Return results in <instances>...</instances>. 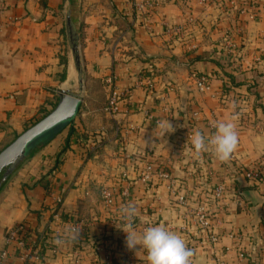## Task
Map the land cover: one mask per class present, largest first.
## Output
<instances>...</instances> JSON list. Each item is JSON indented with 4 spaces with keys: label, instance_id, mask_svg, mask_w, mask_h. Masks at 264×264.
Returning <instances> with one entry per match:
<instances>
[{
    "label": "crops",
    "instance_id": "crops-1",
    "mask_svg": "<svg viewBox=\"0 0 264 264\" xmlns=\"http://www.w3.org/2000/svg\"><path fill=\"white\" fill-rule=\"evenodd\" d=\"M144 1L151 8L138 13L133 0H2L0 152L56 107L59 90L76 93L68 15L84 71L75 120L44 139L46 145L0 191V253L9 251V263L18 264V256L7 233L23 225L31 243L43 233L60 250L57 255L45 250L41 264H121L126 233L119 212L130 204L139 226L164 225L188 244L184 228H192L193 220L188 209L176 205L178 188L158 179L142 182L135 161L143 158L164 167L174 184L191 196L199 192L202 200L219 183L226 186L219 204L209 201L220 242L210 249L195 237L191 264H264V184L234 177V167H249L264 156V0L254 7L253 0H242L247 15L223 0L207 6ZM177 28L183 36L171 32ZM228 35L235 45L231 55L225 48ZM143 70L154 79L152 92L137 85ZM195 75L210 78L208 92L198 90ZM110 76L120 91H132L115 115L106 111ZM165 119L175 131L161 138L155 120ZM222 121L236 126L235 158L220 162L211 151L196 155L188 136L193 130L211 135L209 123ZM104 188L118 191L111 208L102 201ZM51 191L64 201L60 228L48 212ZM247 192L253 201L239 196ZM74 221L83 223L78 241L69 235ZM57 239L64 242L58 245ZM99 245L111 249V256L96 252ZM138 250L130 252L145 259Z\"/></svg>",
    "mask_w": 264,
    "mask_h": 264
},
{
    "label": "built area",
    "instance_id": "built-area-1",
    "mask_svg": "<svg viewBox=\"0 0 264 264\" xmlns=\"http://www.w3.org/2000/svg\"><path fill=\"white\" fill-rule=\"evenodd\" d=\"M190 1V0H189ZM196 1L201 6H207L212 1L215 0H192ZM226 2L231 8H238L239 13L241 15H247V10L244 9L241 5L242 0H223ZM257 0H253L252 6L254 7ZM133 7L135 12L145 13L146 10L150 9V4L144 0H133ZM251 8V7H250ZM2 10V0H0V12ZM171 32L176 36H183L184 33L181 28L173 29ZM195 49V46H192ZM225 48L226 52L231 55L235 50V45L233 43V39L230 35L226 37L225 40ZM196 86L200 92H208L211 88L210 86V78L207 76H197L195 75ZM107 86L110 89V97L107 105V112L110 115H115L119 112L121 103L127 101L131 95L132 91L124 90L120 91L115 82V77L110 76L106 81ZM137 85L144 87L147 92H152L155 86L154 79L151 76H147L144 73L140 74ZM159 121L155 120L157 124ZM217 122L209 123V128L212 131H215V125ZM130 132V131H129ZM128 133V132H125ZM235 158L234 156L231 157ZM135 165L139 168L140 172V180L144 183L151 182L155 179L169 182L171 184L172 189L175 190L174 198L176 205L179 209H188L187 216L190 217L192 222V228L185 227L184 232L189 237V243L186 244L188 248L193 251V256L190 258L191 262L194 260L197 255V248L194 241L195 237H198L202 245H207L210 249H213L220 242V235L215 231L214 223H213V211L209 207V200H202L199 192H196L194 196L188 194L185 188L181 187V185L174 184L175 181L171 177L170 173L164 167H156L153 162L147 161L145 159L138 158L135 161ZM243 176L244 179L253 185L258 183L264 184V156L260 159L259 162L249 166V167H234V177ZM125 176L123 177V179ZM213 198L216 201V204H219L226 193V186L224 183H219L213 189ZM242 193L239 196L242 197ZM118 196V191L115 188H104L101 191V198L104 205L108 208L114 206L115 201ZM123 196L128 197V190L125 189L123 191ZM50 205L48 207V212L51 214L52 222L57 226V228L61 226L62 223V210H63V198L56 194L54 191L49 193ZM191 199L194 202L195 206H192ZM191 207V208H190ZM120 223L121 220H120ZM115 222L113 221L112 225ZM132 227L138 228L141 232L148 226L141 225L139 226L137 222L133 219ZM83 223L74 221L70 225V232L75 230L77 235L75 236V241H78L81 238L83 232ZM62 231L60 229L57 230L56 235L60 236ZM28 231L23 225H19L17 228L11 229L7 233V244L14 247L17 256H18V264H41L46 260L45 255V246H41L42 242L45 239L44 234L39 235L38 239L31 243L28 239ZM51 245L50 252L52 254H59L60 250L57 245L49 243ZM44 250V251H43ZM121 253V264H147L146 255L145 259L139 260L136 259L130 252V250L126 247V244L120 248ZM96 252L98 253H106L107 257H110L112 254V250L106 252V249L103 245H99L96 248ZM10 253L8 250H4L0 253V264H11L9 263ZM78 262V261H77ZM80 262V261H79ZM218 264H226L225 262H219Z\"/></svg>",
    "mask_w": 264,
    "mask_h": 264
},
{
    "label": "clouds",
    "instance_id": "clouds-1",
    "mask_svg": "<svg viewBox=\"0 0 264 264\" xmlns=\"http://www.w3.org/2000/svg\"><path fill=\"white\" fill-rule=\"evenodd\" d=\"M161 138L175 131L169 120H161L157 123ZM238 134L232 121H222L215 125V131L207 135L200 130H193L188 136L187 143L191 145L196 155L209 152L220 162L228 161L238 147ZM137 214L133 205H127L120 209L119 216L124 226L121 229L126 233V247L129 250L139 249L138 252L146 253L147 264H191L190 258L193 251L187 247L183 237L164 225L148 226L142 232L132 227V221ZM70 237L75 238V230L70 232ZM64 241L57 239L56 244Z\"/></svg>",
    "mask_w": 264,
    "mask_h": 264
},
{
    "label": "water",
    "instance_id": "water-1",
    "mask_svg": "<svg viewBox=\"0 0 264 264\" xmlns=\"http://www.w3.org/2000/svg\"><path fill=\"white\" fill-rule=\"evenodd\" d=\"M67 39L72 52L78 80V92L59 90V101L56 107L38 123L25 130L11 144L0 152V191L10 177L28 159L32 151L45 138L57 129L72 123L78 115L82 104L81 92L84 89L83 67L79 48V37L71 16L67 17ZM243 196L253 201L251 193Z\"/></svg>",
    "mask_w": 264,
    "mask_h": 264
},
{
    "label": "trees",
    "instance_id": "trees-1",
    "mask_svg": "<svg viewBox=\"0 0 264 264\" xmlns=\"http://www.w3.org/2000/svg\"><path fill=\"white\" fill-rule=\"evenodd\" d=\"M230 57V56H229ZM228 59H230V58H228ZM63 63H66V61H64L63 60ZM142 73H144L145 75H147L148 77L150 76V72H146V71H142L141 72V74ZM197 76H199V75H197ZM66 78H67V74H66V70H65V72L63 73V75H62V77H61V80L62 81H65L66 80ZM257 96V95H256ZM41 119H39V120H37L35 123H32V124H30V127L31 126H33V125H35L37 122H39ZM71 135H69V137H70ZM46 143L47 142H42V143H40L38 146H37V148H35L33 151H32V153L30 154V156H29V158L27 159V161L29 160V159H31L39 150H41L45 145H46ZM26 161V162H27ZM58 163V162H57ZM57 163H56V165H57ZM56 165L54 166V167H52V169L51 170H49V172H51L52 173V171H54L55 169H56ZM51 173H49V174H51ZM50 183H48L47 185H46V191L47 190H49L50 189ZM212 192H213V190H212V188L211 189H209L207 192H206V194H207V199L210 201V202H213V203H216V201L214 200V198H213V194H212ZM62 216H63V210H62ZM137 222V221H136ZM44 236H45V239H44V241L42 242V244H41V246H47L46 247V249H44V250H50L51 249V245H49V243H50V239H49V237L46 235V234H44ZM43 250V251H44Z\"/></svg>",
    "mask_w": 264,
    "mask_h": 264
},
{
    "label": "rangeland",
    "instance_id": "rangeland-1",
    "mask_svg": "<svg viewBox=\"0 0 264 264\" xmlns=\"http://www.w3.org/2000/svg\"><path fill=\"white\" fill-rule=\"evenodd\" d=\"M73 72H74V75H75V77H76V83H75V85L73 86L74 88H75V90L78 92V80H77V72H76V70H75V68H73ZM67 88H69V87H67ZM83 92H81V94H82ZM50 135H52V133L51 134H49L47 137H49ZM46 139V138H45Z\"/></svg>",
    "mask_w": 264,
    "mask_h": 264
},
{
    "label": "bare ground",
    "instance_id": "bare-ground-1",
    "mask_svg": "<svg viewBox=\"0 0 264 264\" xmlns=\"http://www.w3.org/2000/svg\"><path fill=\"white\" fill-rule=\"evenodd\" d=\"M75 83H76V81H75ZM69 85V87H72V85L71 84H68ZM75 85V84H74Z\"/></svg>",
    "mask_w": 264,
    "mask_h": 264
}]
</instances>
